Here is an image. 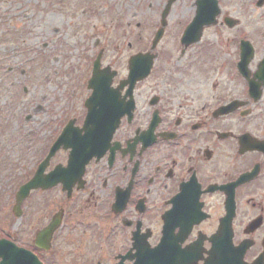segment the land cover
<instances>
[{
	"label": "flooded vegetation",
	"instance_id": "af4514ba",
	"mask_svg": "<svg viewBox=\"0 0 264 264\" xmlns=\"http://www.w3.org/2000/svg\"><path fill=\"white\" fill-rule=\"evenodd\" d=\"M180 35L132 88L110 79L121 116L103 156L72 186L0 207V240L41 264H264V31L259 50L242 29L227 43L233 59L215 66L189 55L206 49L202 37L183 49ZM246 41L253 56L242 69ZM68 155L59 150L47 172ZM54 219L59 227L37 246Z\"/></svg>",
	"mask_w": 264,
	"mask_h": 264
},
{
	"label": "rangeland",
	"instance_id": "374dc122",
	"mask_svg": "<svg viewBox=\"0 0 264 264\" xmlns=\"http://www.w3.org/2000/svg\"><path fill=\"white\" fill-rule=\"evenodd\" d=\"M194 1L178 0L171 6L165 35L155 50L175 49L177 35L192 20ZM217 1L218 23L204 29L199 46L206 43V49L198 53L192 46L189 55L208 66L225 63L235 52L234 44L227 43L242 29L262 50L264 4L256 8V0ZM165 4L166 0H0V207L13 205L12 188L43 157L64 118L70 114L79 118L77 123L83 120L81 105L96 54L102 50L101 67L109 66L117 78H124L129 57L150 51L151 33ZM223 17L237 19L239 26L228 30Z\"/></svg>",
	"mask_w": 264,
	"mask_h": 264
},
{
	"label": "water",
	"instance_id": "95a60500",
	"mask_svg": "<svg viewBox=\"0 0 264 264\" xmlns=\"http://www.w3.org/2000/svg\"><path fill=\"white\" fill-rule=\"evenodd\" d=\"M176 0H169L165 11L163 12L162 17L164 18L167 12L169 11V7ZM197 10L196 16L194 17L192 23L187 27L185 33L182 38V42L184 46H188L192 43H195L199 40L201 36V32L203 27H208L215 24V17L218 15L219 10L217 8V3L215 0H198L196 2ZM165 23H161V28L157 35L155 36L153 42V48L160 39L163 31ZM247 51L248 47L242 48V51ZM243 54V52H242ZM242 60L247 63L251 56H245L243 54ZM151 58L148 56L138 55L132 58L129 61V82L132 83L137 79H143L151 68ZM111 75L106 73V70H99V56L93 64L92 78L89 86L92 88H99L103 83L98 86L97 81H102L106 86H109V80ZM103 79V80H101ZM106 82H105V81ZM98 86V87H97ZM94 90L93 95L86 102L85 106L88 108V115L86 117L84 130L86 135L82 138H77L74 143H72V154L69 160V171L71 177L68 179L62 180L61 177H56L58 173H61V170L58 168L54 172L55 180L49 181V178L43 177L42 173L46 166L47 159L39 166L38 172L35 175L34 179L30 182V184L22 190H27L32 187H42L49 186V184H54L58 181L61 182H69V184H73L78 181L80 176L83 173L85 165L89 162L93 156H97V154H102L105 150L106 143L110 139L113 128L117 126L118 116L114 114L115 109L109 105V100L104 91ZM97 108L100 110L99 113L96 112ZM72 131V130H71ZM74 139V138H73ZM60 141L55 145L52 149L51 154L60 146ZM64 148H67L68 145L63 144ZM63 172V171H62ZM20 198H23L22 194L18 195V201ZM1 245V244H0ZM20 251L15 248H1L0 249V257H2L3 261L1 264H25L26 258L19 256Z\"/></svg>",
	"mask_w": 264,
	"mask_h": 264
}]
</instances>
